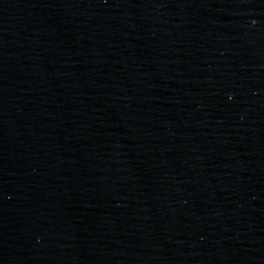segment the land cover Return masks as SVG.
Wrapping results in <instances>:
<instances>
[{
	"label": "water",
	"instance_id": "1",
	"mask_svg": "<svg viewBox=\"0 0 264 264\" xmlns=\"http://www.w3.org/2000/svg\"><path fill=\"white\" fill-rule=\"evenodd\" d=\"M0 264H264V0H0Z\"/></svg>",
	"mask_w": 264,
	"mask_h": 264
}]
</instances>
